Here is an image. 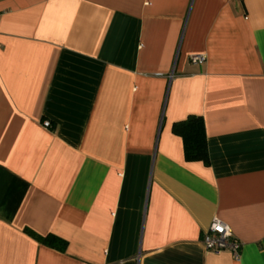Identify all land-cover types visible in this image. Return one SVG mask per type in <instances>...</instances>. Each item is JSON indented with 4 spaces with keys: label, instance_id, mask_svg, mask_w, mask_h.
Returning a JSON list of instances; mask_svg holds the SVG:
<instances>
[{
    "label": "crops",
    "instance_id": "0c3cea01",
    "mask_svg": "<svg viewBox=\"0 0 264 264\" xmlns=\"http://www.w3.org/2000/svg\"><path fill=\"white\" fill-rule=\"evenodd\" d=\"M0 264H264V0H0Z\"/></svg>",
    "mask_w": 264,
    "mask_h": 264
},
{
    "label": "trees",
    "instance_id": "16d2710c",
    "mask_svg": "<svg viewBox=\"0 0 264 264\" xmlns=\"http://www.w3.org/2000/svg\"><path fill=\"white\" fill-rule=\"evenodd\" d=\"M173 134L179 136L183 142L184 159L187 162H202L208 165V151L204 123L200 116L190 115L186 119L173 124ZM33 237L42 244L63 251L65 241L60 238L47 235L45 237L35 235L29 232Z\"/></svg>",
    "mask_w": 264,
    "mask_h": 264
},
{
    "label": "built area",
    "instance_id": "2783aa9c",
    "mask_svg": "<svg viewBox=\"0 0 264 264\" xmlns=\"http://www.w3.org/2000/svg\"><path fill=\"white\" fill-rule=\"evenodd\" d=\"M189 62L193 65H201L205 62V56L203 55H191ZM45 127L49 125V122L45 121L43 124ZM203 246L206 251L211 253H219L222 251H229L233 259L239 258L240 242L233 235L230 227L217 219H214L202 239Z\"/></svg>",
    "mask_w": 264,
    "mask_h": 264
}]
</instances>
